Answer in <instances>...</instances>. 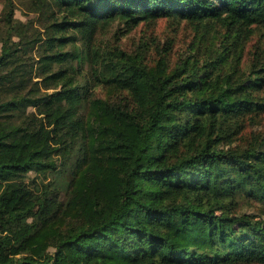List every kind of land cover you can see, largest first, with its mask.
<instances>
[{
    "label": "trees",
    "instance_id": "obj_1",
    "mask_svg": "<svg viewBox=\"0 0 264 264\" xmlns=\"http://www.w3.org/2000/svg\"><path fill=\"white\" fill-rule=\"evenodd\" d=\"M33 11L43 32L0 13V264H264V0ZM158 20L184 51L103 41Z\"/></svg>",
    "mask_w": 264,
    "mask_h": 264
},
{
    "label": "rangeland",
    "instance_id": "obj_2",
    "mask_svg": "<svg viewBox=\"0 0 264 264\" xmlns=\"http://www.w3.org/2000/svg\"><path fill=\"white\" fill-rule=\"evenodd\" d=\"M15 7V13L14 17L17 20H20L22 23L29 22L30 25V32L28 33H35V32H43V29L41 27V24L39 23L38 15L35 11H33V8L36 6V0H12ZM5 2V0H0V13L2 10V5ZM122 24H114L112 27H110L109 31L106 34V40H103L104 42L114 41V39L117 37L120 39L122 46L129 49L132 47V45L136 44L139 37L144 35H156L160 40H164L167 37L174 39L175 44V51L177 54L184 51L187 47L189 42L191 41L194 33L192 32V29L189 25L182 23L180 25H174L166 20H158L156 24L153 26H148L141 24L137 27L136 30H134L132 33L124 34L125 32L123 30ZM43 34V33H41ZM70 34L71 33H67ZM34 35V34H33ZM42 36V35H41ZM264 42V37L262 35V31L259 29H255V32L251 39L247 42L246 48H245V57L244 62L246 63L249 60V54L252 51L253 47L255 45H261ZM76 44H79L77 42ZM37 58V52L36 57ZM100 90L96 89L95 93L100 94ZM262 124L261 128L264 129V116L261 118ZM249 125L246 124L244 129L242 130L241 137L237 142H241L244 139L248 138L249 133ZM68 173L64 172L63 180H68L69 177L67 176ZM35 179V176L33 173H30L28 175V178H26L27 186L29 188L33 187V184L31 181Z\"/></svg>",
    "mask_w": 264,
    "mask_h": 264
}]
</instances>
